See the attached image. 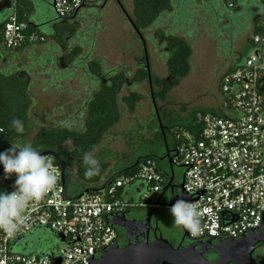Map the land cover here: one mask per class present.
<instances>
[{
    "label": "built area",
    "instance_id": "2783aa9c",
    "mask_svg": "<svg viewBox=\"0 0 264 264\" xmlns=\"http://www.w3.org/2000/svg\"><path fill=\"white\" fill-rule=\"evenodd\" d=\"M104 1L52 0L60 19ZM3 2L12 4L2 26L4 46L16 49L37 43L28 24L18 19L16 0ZM257 26L260 31L252 35L250 51L222 76L218 106L197 113L195 132L184 129L176 135L171 163L185 169L183 193L201 210L202 229L189 234L193 239H240L264 222V17ZM45 156L57 168L56 184L40 201L26 206V226L11 236L0 231V264H90L120 240L118 227L107 219L132 208L160 205L156 198L165 177L155 158H145L134 173L113 177L97 192L76 198L62 183L61 163ZM135 182L147 185L137 202L118 196ZM40 231H49L56 244L28 249L23 240Z\"/></svg>",
    "mask_w": 264,
    "mask_h": 264
},
{
    "label": "rangeland",
    "instance_id": "374dc122",
    "mask_svg": "<svg viewBox=\"0 0 264 264\" xmlns=\"http://www.w3.org/2000/svg\"><path fill=\"white\" fill-rule=\"evenodd\" d=\"M200 1L202 0H198ZM203 1L205 2L203 9L206 12L198 18L196 28H189L187 34L183 31L178 33L186 40L191 50L190 71L184 77H170L165 62L166 50L155 33L158 27L152 26V28L141 30L145 37V48L152 76L151 83L146 78L135 87L139 93V99L132 111L128 110L123 101V96L129 92L128 90L122 91V97L119 98L121 119L107 131L100 145L93 152L97 159L105 162L107 174L111 172L112 165L119 167L131 162L128 161L131 158H133L132 161L136 160L140 155L139 148L140 151L145 147L149 149L146 145L155 142V139L153 140L155 136H158V142L166 139L169 145L172 142L176 143V135L181 133L183 124L189 120L192 113L201 110L210 112L218 106L220 90L216 84L217 72L223 75L245 57L246 52L250 51L249 38L253 33L254 22L264 13V0H216L220 6L229 2L227 9L232 16L235 15L232 19L225 15V18L219 22V29L216 28L217 23L214 22L216 18L210 6H206L208 2ZM133 10L134 0L109 1L103 8L98 9L97 15L91 13L89 8L81 9L80 13L86 16L78 22L74 37L78 38L76 34H80V37L86 40V33L90 34V39L94 42L90 46L92 57L99 62L102 69L111 70L120 66V70L130 69L133 76L137 65L142 64L143 43L129 22V18L133 20ZM50 12L52 18L57 17L53 9ZM228 26L231 27L226 28ZM40 31L48 33L47 27L41 28ZM77 38L73 41L71 38L67 39L65 46L58 53H54L50 59L54 62L53 64L46 61V64L39 66L38 63L40 59L46 60L45 52L48 50V42L34 43L25 47L23 51L18 52V59H13L14 61L9 63L0 61L1 70L8 68L18 70L14 73L26 80L28 86L30 98L28 131L20 143L30 142L32 144L34 136L42 129L62 127L63 124L73 129L75 133H79L72 125L76 124L78 128H83L84 119H88L89 111L85 107V100L96 90H93L94 86H90L87 82L82 70L76 71L72 77L57 78V75L64 74L58 72L62 67L58 68L56 65L58 62L60 64L59 56L64 55L63 61L70 63L67 62L70 55L67 49L69 47L71 50L83 48L84 42L77 41ZM86 54V49H83L78 56L85 57ZM71 55L73 59L78 58L72 51ZM164 87H168V90L161 96L160 93ZM153 103L157 107H154ZM157 108L163 126H168L169 121H163L166 114H172L173 119L176 118L177 124L167 131L166 138L160 134L161 125L156 127ZM164 145H166L165 140L157 146L158 156L163 154ZM73 146L74 140H68L61 146V149L69 153ZM5 147L10 149L11 145L4 146V150L0 152L6 151ZM163 165L166 170V162ZM75 167L76 161L71 156L69 172H75ZM174 168L176 171L182 170L179 167ZM2 174H4L3 166L0 165V175ZM105 176V178L108 177V175ZM74 180H76L75 177ZM68 191L71 193L69 187ZM169 197L170 194L166 195L165 199L168 200ZM129 211L131 215H141L145 212L139 208H132ZM160 212L165 219L163 237L168 238L171 230L175 231L180 227L173 226V217L168 207L160 208ZM118 230L122 235L121 239L124 240V231L121 228ZM43 235L46 240L50 237V233ZM49 245L43 248L46 249Z\"/></svg>",
    "mask_w": 264,
    "mask_h": 264
},
{
    "label": "trees",
    "instance_id": "16d2710c",
    "mask_svg": "<svg viewBox=\"0 0 264 264\" xmlns=\"http://www.w3.org/2000/svg\"><path fill=\"white\" fill-rule=\"evenodd\" d=\"M208 2L206 6H210L211 11L213 12L216 20L214 22L217 23L216 28L219 29V22H221L225 15L227 18L232 19L235 15L232 16L231 12L229 13V2L220 4L216 2V0H206ZM176 3L179 5V9L174 14L168 15L169 17L174 18V26H180V28H176L174 31L178 32L179 30L185 32H189V28L195 29L196 23L199 17L205 13L203 7L205 2L202 0L198 2V0H177ZM172 0H134V12H133V23L137 29L144 30L148 29L151 26H158L159 19L165 15L166 11L171 7ZM197 6V8H195ZM91 10L93 13L95 10L90 7H86ZM200 11H199V9ZM53 9L52 0H16V13L18 15V19L20 22H26L28 24V31L30 33H34L36 36V42L41 43L43 38L46 35H50L55 33L54 30L48 28V21L52 18L50 16L51 10ZM54 11V9H53ZM196 11V13H195ZM210 11V12H211ZM208 13V12H207ZM210 14V13H208ZM97 15V14H96ZM86 14L82 15L84 18ZM211 16V14H210ZM212 17V16H211ZM59 19L58 17H56ZM260 19H258L255 23V28L252 33L255 34L260 31L257 23ZM41 24L42 28L45 29L47 27L48 33H44L36 28L35 23ZM231 22V20H230ZM193 24V25H192ZM230 25V24H229ZM3 24L0 26V55L5 56L3 53L4 50H7L3 44ZM232 26V25H231ZM230 26V27H231ZM229 26L226 28H230ZM75 29L70 27L69 25H63L57 29V34L54 36L55 42L58 47L65 46V37L68 35H75ZM252 35L249 38V44L252 45ZM76 36L80 37V34H76ZM86 40L84 38L82 41L84 42L82 45L86 46L88 43L93 45V40L90 39V34L86 33ZM159 38L165 42L168 57L166 59V67L170 77H178V76H186L189 74L190 65H189V57L191 54L190 47L186 40L176 35V33H165L164 31L159 32ZM29 45H25L16 49H9L16 53L23 51L25 47ZM249 46V48H250ZM58 49V48H56ZM82 52L81 48H78L74 52V56L80 54ZM71 60L73 59V55H71ZM242 60V59H241ZM239 60V62L241 61ZM237 62V64L239 63ZM118 67V66H117ZM90 68L93 72L88 75L92 76L91 80L93 82L94 90H96L95 94H91L86 101V109L89 111V117L85 120L83 129L80 133H75L73 129L63 126L56 128H48L42 129L39 131L32 140V146L37 148L39 151H54L58 154V158H54L58 162H61L64 166H66V162L62 160L60 157V147L68 140H74V146L72 147V155L79 161L78 165V175L82 181L87 184L97 183L100 176L105 172L106 166L100 163V173L97 176L91 178H85L83 173L85 170V165L82 162V156L85 152H91L101 143L103 136L107 133V131L116 125L120 119V109L118 104V92L125 84L126 74L123 72H103L104 70L100 66L98 61H91ZM64 74L57 75L58 79H64L70 75L68 72H63ZM107 74L110 79H108L107 83L99 86L104 74ZM86 74V76H88ZM64 77V78H63ZM147 78L146 72H137L134 78L132 79L135 82L143 81ZM168 90V87H164L161 96ZM139 99L138 93H132L130 96L125 98V102L129 110H134L135 104ZM30 106V98L28 94V86L26 80L22 79L20 76L15 74L14 72H0V151L4 150V146L11 145L13 142H19L22 140L28 131V110ZM198 112H207V110L196 111L191 114L189 120L183 124L184 129H188L192 132L196 131V127H193V122L196 119V115ZM19 119L22 121L24 126L23 133H16L15 130L11 127L12 119ZM166 130V129H165ZM169 130V129H168ZM165 131V135L167 136V131ZM6 148V147H5ZM8 149V148H6ZM147 158H155V157H147ZM157 162L159 159L155 158ZM136 161H132L130 166L122 169L117 172L114 177L125 174L130 175L134 173L139 164L135 166ZM66 179H67V189L68 187L71 190L70 174L66 171ZM15 177L13 175L9 176L7 179L5 178V174L0 175V192L13 189ZM69 180V181H68ZM166 179L164 186L166 185ZM141 183V182H135ZM132 183L131 185H134ZM144 185L143 189L147 188V185ZM76 185V184H75ZM130 185V186H131ZM76 187V186H75ZM80 192L85 190H89V192H97L98 189L94 188H81L78 189ZM162 193V192H161ZM161 193L156 198L158 203H162V199H159ZM123 190L118 191V196L123 199ZM48 234L49 231H40L36 232L30 236H27L24 240H29L34 236V238H38L41 234ZM51 234V233H50ZM55 242L54 239L47 244H51ZM45 245H32L29 246L31 250H37L43 248Z\"/></svg>",
    "mask_w": 264,
    "mask_h": 264
},
{
    "label": "water",
    "instance_id": "95a60500",
    "mask_svg": "<svg viewBox=\"0 0 264 264\" xmlns=\"http://www.w3.org/2000/svg\"><path fill=\"white\" fill-rule=\"evenodd\" d=\"M10 8H12L11 2L0 4V11ZM129 22L133 29L140 33L133 20L129 19ZM170 153L167 150L164 156L155 154L153 157L159 160L166 158L171 162ZM41 155L58 158V154L51 150L41 151ZM138 164L136 163L135 166ZM61 166L62 183L67 189L66 168L62 163ZM162 173L169 177V182L164 187L159 199H162L165 192L170 190V197L166 204L168 208L179 199H183L186 202L192 201L189 196L183 193V182L178 185L173 184L175 175L172 169L170 173L165 171ZM175 188L179 190L178 194L173 193ZM86 192H89V190H85L82 193ZM82 193L76 198L80 197ZM153 212L154 209L145 214V218L129 219L127 217L129 212L127 211L119 216H114L112 220L107 219V222L125 231V242H128V245L120 247L119 244H115L109 249L102 251L98 259L93 260L90 264H256L253 259V253L258 245L264 246V222L257 231H251L240 239L217 240V245L215 246H210V242L215 239L208 238L195 241L196 239L190 238L189 233L183 229L184 238L188 237L189 240L194 241L187 246H182L181 243L174 246L162 234L156 235L155 239L150 241L149 233L152 231L151 216ZM59 239L64 241L62 235H59ZM16 242L17 240L14 244ZM209 250H213L217 255L215 259L209 260L205 257V253L209 252Z\"/></svg>",
    "mask_w": 264,
    "mask_h": 264
},
{
    "label": "flooded vegetation",
    "instance_id": "af4514ba",
    "mask_svg": "<svg viewBox=\"0 0 264 264\" xmlns=\"http://www.w3.org/2000/svg\"><path fill=\"white\" fill-rule=\"evenodd\" d=\"M109 1H113V0H105L103 3H101V4H96V5H94V6H91L90 8L91 9H93V10H95L94 12H93V14H97L98 12V9L99 8H103V6H105V4L107 5L108 4V2ZM80 11L81 10H79L74 16H72L71 18H69V19H57V18H51L49 21H48V24H47V26H48V28H50V29H52V30H54L55 31V33H52V34H50V35H46L44 38H43V41L42 42H44V43H46V42H48V44L49 45H47V51L45 52V59L46 60H44V59H40L39 61H38V63H39V66H42L43 64H46V61L47 62H50V63H54V62H52V60H50L53 56H54V53H58V51L60 50V49H62L63 47L61 46V47H58L57 46V43L55 42V38H54V36L57 34V29L58 28H60L61 26H63V25H69L70 27H73L74 29H76L77 27V24H78V22L79 21H81L82 19H84L83 17H82V14L80 13ZM8 13H9V11L6 9V10H4V11H0V25H2L5 21H6V19H7V16H8ZM130 19V18H129ZM35 26H36V28L37 29H41L42 28V26H41V24H39V23H35ZM135 31V30H134ZM140 31V30H139ZM136 32V31H135ZM136 34L138 35V37H139V39L142 41V43H143V55H144V57L142 58V60H141V63L142 64H140V65H137V68H136V70L134 71L135 73H133V76H132V73H131V71H130V69H119V67L120 66H118V67H115V68H113V69H111V70H104L103 72H114V70H116V72H123V73H125L126 74V80H125V84L123 85V87L119 90V92H118V94L121 92V91H127L128 90V96H130L132 93H138V92H136V91H134L135 90V87L140 83V82H142V81H138V82H135V81H133L132 79L134 78V76L136 75V73L137 72H146L147 73V79H148V81H149V83H151V78H152V76H151V72H150V67H149V64H148V56H147V53H146V48H145V37H144V35H143V33H142V31H140V33H137L136 32ZM75 36V35H74ZM73 35H68V36H66L64 39H65V42L67 41V39H69V38H71V40L73 41L74 39H76L77 37H74ZM82 37H78L77 38V41L78 40H81L82 41ZM50 40H51V42H50ZM76 41V40H75ZM44 43H42V44H44ZM94 43V42H93ZM90 46H91V44L90 43H88L86 46H84V45H82V51H83V49H86V56L85 57H80V56H78V55H80V54H78V55H76L78 58L77 59H70L71 58V51H72V53L73 52H75V50H71V47H69L67 50H69L70 52H68V54H70L69 56H68V59H67V62H70V63H66L65 61H63L64 60V55H61V56H59V59H60V64H59V62L58 63H56V65H57V67L58 68H63V67H66V68H61L58 72H68L70 75H68L69 77L71 76H73V74L76 72V71H78V70H82V72L84 73V75H85V77H86V80H87V82H89L90 83V86L93 84V82H92V76L90 75H88V72L89 73H91V72H93L92 70H91V68H90V65H91V61H93V60H95V59H93V57H92V52H91V48H90ZM56 48H58V49H56ZM3 53L5 54V56L3 57V56H1L0 55V61L1 62H7V63H9L10 61H14L16 58L18 59V53H16V52H14V51H12V50H9V49H7V50H4L3 51ZM75 56V57H76ZM14 59V60H13ZM59 61V60H58ZM18 70H16V71H14V70H12L11 68H8V69H5V70H1L0 69V72H17ZM86 74L88 75V76H86ZM225 74V73H224ZM223 74V75H224ZM223 75H221V73L220 72H217V74H216V84L218 85V88L220 87V82H221V79H222V76ZM105 77V78H104ZM104 77L102 78V81H101V83H100V87L102 86V85H104V84H106L107 83V81H108V79H110L109 77H108V75L105 73L104 74ZM93 87V86H92ZM219 90V89H218ZM219 92V91H218ZM139 94V93H138ZM89 96H90V94H89ZM89 98V97H88ZM87 98V99H88ZM87 99L85 100V102L87 101ZM153 105H154V107H157L156 106V104L155 103H153ZM84 106H85V104H84ZM129 109V108H128ZM157 113L155 114V116H156V122H157V124H156V127H159V124L161 125V128L162 129H160L159 131H160V134H162V135H165V131L167 130V129H172V127L174 126V124H177L176 122H175V119H173L174 117L172 116V114L170 115V114H166V117L163 119V121L164 120H168L169 122H168V124H169V126H163V124H161L162 123V118H161V116H160V112H159V110H158V108H157ZM81 118H83V116L81 117ZM85 120L86 119H84V122H85ZM63 126H66V127H68L67 125H62V127ZM72 127H75L76 129H77V131L80 133L81 132V130L83 129V128H78L77 127V125L76 124H73L72 125ZM70 128V127H69ZM166 129V130H165ZM21 142V140L19 141V143ZM32 145V144H31ZM63 145V144H62ZM59 154H60V157L62 158V160H64L65 162H66V166H65V168H66V171H67V173L69 172V168L71 167V156H72V158L75 160V161H77V159L75 158V157H73V155H72V150L69 152V153H67V152H65L63 149H61V147H60V152H59ZM165 154H162L161 156H164ZM174 155V153L173 154H171L170 153V159L172 158V156ZM147 156L145 155V154H140V155H138L137 156V158H136V163H141L145 158H146ZM164 159H166V158H164ZM175 166H173V165H171V166H169V168L165 171L166 173H170V171H171V169L173 170V173H174V175H175V177H174V181H173V184H175V185H178V184H181L182 182H183V180H184V176H185V169L184 168H182V167H179V168H182V170L181 171H176L175 170V168H174ZM14 177H15V174H12ZM69 181V180H68ZM166 186V185H165ZM164 186V187H165ZM164 187H163V189H164ZM163 189H162V191L161 192H163ZM173 193H175V194H178L179 193V190L177 189V188H175V189H173ZM140 194V193H139ZM139 194H137V196H135L134 198H135V202H137V200H138V198H139ZM162 194V193H161ZM168 194H170V190H167L166 192H165V194H164V196H163V198H162V203L157 207V208H154V212L152 213V216H151V226H152V231L149 233V238H150V241H153L154 239H155V237H156V235L157 236H159L160 234H162L163 235V233H164V231H165V219H164V216L161 214V212H160V208H163V207H166L167 208V206H166V204H167V199H165V196L166 195H168ZM133 198V199H134ZM151 210L152 209H148V210H145V212L143 213V214H141V215H131L130 214V211L128 210V212H129V214L127 215V217L129 218V219H134V218H136V219H139V218H142V217H144L145 218V214H147V213H149V212H151ZM119 229V228H118ZM117 229V230H118ZM123 230V229H122ZM171 230V229H170ZM124 231V230H123ZM118 232H119V230H118ZM171 233H169L168 234V240L174 245V246H177V245H179L180 243L182 244V246H187V245H189L190 243H192V242H194V241H191V240H189L188 239V237H185L184 238V233H183V231H182V228H178V229H176L175 231L174 230H171L170 231ZM124 233H125V231H124ZM119 234H120V240H119V242H118V244H119V246L120 247H126L127 245H128V242H125V237H124V240L123 239H121V233L119 232ZM189 237L190 238H193V237H191L190 235H189ZM53 238H54V236L52 235V234H50V237L48 238V240H46V239H44V238H41V237H38V238H34V236L32 237V238H30L29 240H26V241H24V243H26L28 246H31V244L32 245H39V247L40 246H43V245H45L46 243H49L50 241H52L53 240ZM196 239V238H195ZM195 241H200V240H198V239H196ZM215 245H217V240H213V241H211L210 242V246H215ZM205 257H207V259H209V260H213V259H215L216 257H217V255L214 253V251L213 250H209V252H207V253H205ZM98 258H96L95 260H97ZM253 259H254V261H255V263L256 264H264V246L263 245H258L257 247H256V249H255V251H254V253H253Z\"/></svg>",
    "mask_w": 264,
    "mask_h": 264
},
{
    "label": "clouds",
    "instance_id": "9594fccd",
    "mask_svg": "<svg viewBox=\"0 0 264 264\" xmlns=\"http://www.w3.org/2000/svg\"><path fill=\"white\" fill-rule=\"evenodd\" d=\"M11 127L16 133H23L24 126L19 119H12ZM85 165L84 177L91 178L100 173V163L91 152L82 156ZM0 165L7 179L15 174L14 190L0 192V231L14 235L26 226L24 210L30 202L40 201L57 181V168L52 160L34 148L30 142H13L12 147L0 152ZM173 226L189 234H199L202 229L201 210L193 203L177 200L169 208Z\"/></svg>",
    "mask_w": 264,
    "mask_h": 264
},
{
    "label": "crops",
    "instance_id": "0c3cea01",
    "mask_svg": "<svg viewBox=\"0 0 264 264\" xmlns=\"http://www.w3.org/2000/svg\"><path fill=\"white\" fill-rule=\"evenodd\" d=\"M176 1L177 0H172V4H171V7L166 11V13H165V15H163L162 16V18H160L159 19V22L157 23L158 24V26H153V27H158L157 29V31L155 32L156 33V36H157V38H158V40L159 41H161L162 42V44L164 45V48H165V53H164V55H165V62H166V59H167V57H168V50H167V47H166V44H165V42L164 41H162L160 38H159V32L160 31H164L166 34L167 33H169V34H171V33H176V35H179L178 33L181 31V30H179L178 32H175L174 30L176 29V28H180V26H174V18L171 16V17H169L168 15H171V14H174L175 12H177L178 11V9H179V5L176 3ZM134 11V10H133ZM83 15V14H82ZM264 17V13L263 14H261L260 15V20L262 19ZM259 20V21H260ZM255 23H256V21L254 22V24H253V31H254V28H255ZM164 24V25H163ZM163 25V26H162ZM151 28H152V26H151ZM180 36V35H179ZM250 46V44H248V47ZM248 52H246V54H247ZM239 62V61H238ZM237 63H235L234 65H233V67L229 70V71H231L234 67H235V65H236ZM229 71H227V72H229ZM94 90V89H93ZM134 91H136L137 92V90L135 89ZM96 93V91L94 92H92V94H95ZM122 91L118 94V104H119V98L120 97H122ZM128 97V94L126 95V96H123V101H124V103L126 104V107L128 108V106H127V103L125 102V98H127ZM87 105V104H86ZM86 107V106H85ZM120 109V108H119ZM129 110V109H128ZM188 121V120H187ZM168 126H169V124H168ZM168 130V129H167ZM155 134H157V132H155ZM159 134V133H158ZM161 136H162V134H161ZM157 137L158 136H155L154 138H153V140L155 141V142H152V143H150V144H148V145H146V146H149V149L147 148L146 149V147L145 148H143V150H141L140 151V148H139V150H138V152L140 153V154H145L147 157H153V155H155V154H157L156 152V150H157V146H159V144H161V142L162 141H164L165 140V142H166V145H164V152H163V154H165L166 153V151L167 150H169L170 152H171V154H173L174 152H175V149H176V143H174V142H172V144L171 145H169V143H167V141H166V139H161L162 141L161 142H158V139H157ZM162 137H164V138H166L165 137V135H163ZM161 138V137H160ZM100 145V144H99ZM98 145V146H99ZM97 146V147H98ZM96 147V148H97ZM95 148V149H96ZM95 149L92 151V155H93V152L95 151ZM146 151V152H145ZM162 155V154H161ZM160 155V156H161ZM146 157V158H147ZM132 159L133 158H131L130 160H128V161H131V162H129V163H126V164H124V165H121V166H116V165H112L111 166V172L109 173V174H107V170H106V168H107V166H106V164H105V162H103L102 160H100V159H98V161H99V163H102V164H104L105 166H106V168H105V172L100 176V178H99V180H98V182L97 183H94V184H87V183H85L84 181H82L81 179H80V177H79V175H78V165H79V161H76V170H75V172H72L71 171V173L70 172H68L69 174H70V180H71V183L72 184H74V185H71V195H74V196H76V195H79L80 193H82V192H80L78 189H79V187H81V188H84V187H86V188H94V189H98V190H100L101 188H103L114 176H115V174L117 173V172H119V171H121L122 169H124V168H126V167H128V166H130V164L132 163ZM123 161H125V160H123ZM128 161H126V162H128ZM165 163L166 162V164H167V169L169 168V166H171L172 165V163L168 160V159H162V160H159V163H160V170H161V172H163V171H166V170H164L165 168H164V165H163V163ZM111 164H113V163H111ZM74 171V170H73ZM105 175H108V177L107 178H105L106 176ZM164 175V174H163ZM74 177H75V179L76 180H74ZM164 177H165V179L166 180H169V177L168 176H166V175H164ZM76 184V185H75ZM76 186V187H75ZM143 187H144V185L142 184V183H135L134 185H131V186H129V187H127V188H125L124 190H123V198L125 199V200H127V201H129V202H135L134 200H135V196H137V194H139V193H141L144 189H143ZM75 191V192H74ZM139 196H140V194H139ZM134 198V199H133Z\"/></svg>",
    "mask_w": 264,
    "mask_h": 264
}]
</instances>
